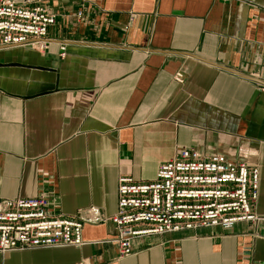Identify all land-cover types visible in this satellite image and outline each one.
<instances>
[{
  "label": "crops",
  "instance_id": "crops-1",
  "mask_svg": "<svg viewBox=\"0 0 264 264\" xmlns=\"http://www.w3.org/2000/svg\"><path fill=\"white\" fill-rule=\"evenodd\" d=\"M18 2L57 23L45 53L0 48V199L47 193L63 218L91 206L112 218L121 176L154 182L195 147L259 169L264 218V0ZM115 238L111 221L85 224L83 247L0 264H264V220L140 237L126 258L103 243Z\"/></svg>",
  "mask_w": 264,
  "mask_h": 264
},
{
  "label": "built area",
  "instance_id": "built-area-1",
  "mask_svg": "<svg viewBox=\"0 0 264 264\" xmlns=\"http://www.w3.org/2000/svg\"><path fill=\"white\" fill-rule=\"evenodd\" d=\"M83 16L84 11L77 13L79 19ZM136 18L132 13L131 23ZM56 23L57 16L45 7L0 0V48L25 47L45 53L53 44L48 34ZM67 44H59L61 58ZM174 78L179 83L185 81L182 72ZM258 200V168L229 161L224 154L207 157L195 147H183L159 167L154 182L121 176L118 211L112 218L95 206L63 218L54 212V198L47 193L0 199V253L80 248L87 244L83 239L85 224L111 221L116 238L103 243L116 245L119 257L126 258L133 255V243L140 237L262 221L254 210Z\"/></svg>",
  "mask_w": 264,
  "mask_h": 264
},
{
  "label": "water",
  "instance_id": "water-1",
  "mask_svg": "<svg viewBox=\"0 0 264 264\" xmlns=\"http://www.w3.org/2000/svg\"><path fill=\"white\" fill-rule=\"evenodd\" d=\"M7 66H26V65H23V64H10V65H7ZM26 67H31V68H34V69H38V70H42V71H53V72H56V73H59V70H60V66H58V68L55 70V69H49V68H46V67H40V66H26ZM58 89V87H56Z\"/></svg>",
  "mask_w": 264,
  "mask_h": 264
}]
</instances>
